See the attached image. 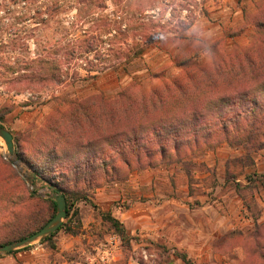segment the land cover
Instances as JSON below:
<instances>
[{"label": "rangeland", "instance_id": "374dc122", "mask_svg": "<svg viewBox=\"0 0 264 264\" xmlns=\"http://www.w3.org/2000/svg\"><path fill=\"white\" fill-rule=\"evenodd\" d=\"M78 1L0 0V126L13 136L23 173L29 171L19 153L34 164L56 167L55 181L70 210L62 223L79 233L84 220L91 237L72 243L73 234L60 229L51 241L0 255V264H263L256 255L264 252V147L221 140L182 157L146 155L156 153L157 145L138 131L137 140H124L136 144L139 153L138 159L127 155L125 166L123 158L108 156L118 139L112 146L102 140L107 106L85 102L98 100L91 96L96 93L114 95L136 78L143 90L171 79L180 72L172 60L185 46L212 42L226 30L238 31L226 38L229 47L246 46L254 27L246 24L242 9L250 18L262 0ZM71 39L86 41L71 56L58 51L62 74L55 77L64 82L31 78L29 83L39 67L38 62L30 66V60L47 57L41 54L42 42L64 45ZM110 42L115 44L108 51ZM86 46L93 49L85 52ZM199 51L195 60L208 62ZM164 107L156 106L152 114L166 115ZM69 109L87 119L86 113L96 109L98 124L91 128L86 122L82 136L73 131L68 139L63 127L47 131L69 116ZM140 116L135 114L134 125ZM90 140L92 147L84 144ZM141 142L149 150L140 148ZM7 155L0 137V157L8 162ZM29 188L45 199L36 207L39 228L55 214L54 200L45 182ZM111 207L120 210L124 242L100 215ZM258 232L261 246L254 252L249 236Z\"/></svg>", "mask_w": 264, "mask_h": 264}, {"label": "trees", "instance_id": "16d2710c", "mask_svg": "<svg viewBox=\"0 0 264 264\" xmlns=\"http://www.w3.org/2000/svg\"><path fill=\"white\" fill-rule=\"evenodd\" d=\"M80 1L82 0L78 2ZM57 4H55L56 7H58ZM252 8L254 13L250 16L251 19L246 7L242 9L246 24L250 23L254 27L252 37L246 46L240 47L237 43H232L230 46L232 48L228 49L229 44L226 38L236 36L238 31L226 30L221 38L212 42L199 41L193 46L189 44L185 46L172 60L173 65L179 68L180 72L171 79L161 80L154 87L143 90L136 78L132 80L129 87L114 95L96 93L91 96L97 97L98 100L85 101L92 106L99 103L107 106L103 110L106 117L103 121L107 124V128L102 133V140L110 146L113 141L117 139L119 141L111 148L112 154L108 155L111 159L114 156L123 158L125 166L129 164L127 155H135L138 159L136 144L132 146L124 141L137 140L138 131L140 133L143 131L144 134L141 135L149 137L148 142L154 140L157 145L156 153L147 151L146 155L168 154L171 156L170 153H173L182 157L202 146L218 144L221 140L229 145L245 144L251 148L264 147V0ZM85 41L86 39L79 42L77 39H71L64 45L60 41H43L41 54L45 53L47 57L44 55L30 60V66L38 62L39 67L37 70L31 68L33 71L30 75L33 77H29L28 82L32 83L30 81L36 79L39 83L53 82L55 85H60L64 80L55 77L59 73L62 74L63 64L60 58H56L58 51L63 50V56H71ZM114 44L115 42L108 43L107 50H111ZM92 49L86 46L84 51L89 52ZM197 50L208 55V62L202 63L195 60V57L199 56V53H195ZM123 98L125 100L121 101ZM158 105L166 106L164 107L166 115L161 112L159 116L152 114ZM181 107L187 114L181 111ZM68 112L69 116L59 118L60 121L55 120L56 124L52 123L47 131L58 133V126L63 127L61 132L65 131L64 135L68 139L73 131L78 137L82 136L83 129H88L85 126L86 122L91 125V128L98 124L95 122L98 120L96 117H99L96 116V109L86 113L89 119L76 110L69 109ZM135 114L141 115L138 118V126L133 124ZM73 128L77 130H70ZM93 142L95 141L90 140L84 144L89 143L92 147ZM167 143L172 146L170 150ZM139 147L145 149L147 145L144 146L141 142ZM18 157L25 162L29 171L27 178L31 185L43 179L61 191L55 181V175L58 173L55 166H52L53 169L50 170L47 165L34 164L24 159L21 153ZM32 191L34 190L29 188L28 183L16 168L0 157V246L23 238L40 228L37 227L39 223L36 218L39 216V209L37 210L36 207L38 201H45V199L35 196ZM17 192L21 193V196L15 197L14 193L17 194ZM51 204L55 207L54 201H51ZM69 212L67 208L66 218ZM100 215L103 220L111 224L124 242L126 231L122 223L110 212H101ZM60 229L73 235L77 234L75 229L63 222L55 232L43 240L51 241ZM259 235L258 232L256 235L249 236L253 240L254 252H257L261 246L258 241ZM52 245L54 246V243ZM29 247L18 248L6 254ZM256 256L264 264V252Z\"/></svg>", "mask_w": 264, "mask_h": 264}, {"label": "water", "instance_id": "95a60500", "mask_svg": "<svg viewBox=\"0 0 264 264\" xmlns=\"http://www.w3.org/2000/svg\"><path fill=\"white\" fill-rule=\"evenodd\" d=\"M0 137L3 139L6 149L8 151V155L5 156V158L8 160V162L15 168H17L18 173L26 180L30 187V181L27 178V175L23 173L18 167H17V158H15V149L13 145V136L11 132H9L6 128L0 126ZM39 182H45L47 186L50 188V197L55 202V214L44 224L42 225L38 230L35 232L13 241H10L6 244H3L0 246V255L6 254L12 250L22 248L25 246L31 245L33 242L37 240H41L45 238L46 236L52 234L55 232L62 224L63 219L66 217V210H67V204H66V198L63 195V193L57 189L50 183L44 181L43 179H39ZM34 194L35 192L32 191Z\"/></svg>", "mask_w": 264, "mask_h": 264}, {"label": "crops", "instance_id": "0c3cea01", "mask_svg": "<svg viewBox=\"0 0 264 264\" xmlns=\"http://www.w3.org/2000/svg\"><path fill=\"white\" fill-rule=\"evenodd\" d=\"M134 181L136 182V180H134ZM108 211H110V214L112 216H114L115 218H117L119 221L122 222L120 216H118L120 210L117 209V207H113V208L111 207V208L108 209ZM116 211H118V212H116ZM90 232H92L91 226H89L88 222H85L83 220V225H82L81 231L79 233L75 234V235H71L72 243H74L75 241H77V239H78V241H79V239L80 240H82V239H87L88 240L91 237ZM105 250H107V249H105Z\"/></svg>", "mask_w": 264, "mask_h": 264}]
</instances>
